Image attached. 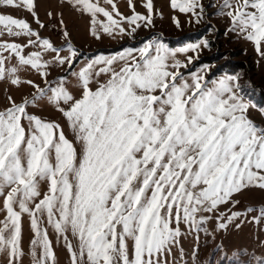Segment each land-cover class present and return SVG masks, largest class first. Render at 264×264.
I'll return each instance as SVG.
<instances>
[{"label":"snow or ice","instance_id":"1","mask_svg":"<svg viewBox=\"0 0 264 264\" xmlns=\"http://www.w3.org/2000/svg\"><path fill=\"white\" fill-rule=\"evenodd\" d=\"M69 3L90 15L97 39L100 31L131 36L142 25L153 24V0H146L147 15L137 13L128 0L131 16H124L114 0H104L110 9L100 0ZM170 3L199 22L200 0ZM0 7L24 8L44 27L35 12L36 0H0ZM98 14L106 21L98 20ZM220 14L230 17L232 30L239 29L264 55V0H223ZM5 33L29 39L25 45L0 42V81L36 89L31 100L21 103L8 96L10 106L0 110V197L6 212L0 221V255L7 264H20L24 254L23 213L31 217L36 237L33 264L55 260L47 230L40 227L44 214L66 242L68 231L77 237V250L67 242L72 264H81L85 256L87 264H167L162 258L178 245L181 223L199 229L211 218L203 214L229 203L239 205L235 197L245 191L264 192V126L249 118L252 105L240 94L238 77L206 80L205 66L189 80L180 71L193 57L184 62L177 54L198 56L200 43L170 49L156 39L139 49L98 56L75 73L82 89L76 99L64 78L45 89L20 75L34 70L47 83L52 63L74 62L78 52L71 44L68 54L61 55L65 49L42 38L27 21L0 14V36ZM29 46L39 50L25 54ZM5 52L14 54L15 65ZM46 53L54 54L52 61L45 59ZM101 75L108 79L93 89L94 77ZM45 96L66 118L79 150L60 124L29 113V106ZM42 181L47 182L46 192ZM255 211L260 213L253 217L256 222L264 219V206L247 209ZM242 215L246 213L217 217L219 228Z\"/></svg>","mask_w":264,"mask_h":264},{"label":"rangeland","instance_id":"2","mask_svg":"<svg viewBox=\"0 0 264 264\" xmlns=\"http://www.w3.org/2000/svg\"><path fill=\"white\" fill-rule=\"evenodd\" d=\"M119 11L124 16H131L132 11L128 0H114ZM135 4V11L142 15H147L144 6L146 0H132ZM203 5V12L199 22L192 13H182L178 9L171 7L170 0H153V24L149 27L143 25L139 27L131 36L116 33L109 35L100 31V38L97 39L91 32V17L88 13L78 10L77 6L69 3V0H36V15L44 27L36 23L32 14L24 8H2L0 14L11 15L14 18L24 19L33 30L40 33V36L49 39L56 47H63L65 51L61 55H67L68 45L71 44L78 52L74 62L69 66L52 63L47 69V83L45 79L34 70L22 71L23 79H31L40 88H47L49 84L53 87L64 78L65 86L72 95L79 99L82 89L75 73L98 56L110 57L126 48L139 49L149 40L159 39L170 49H179L188 44L200 43L201 47L197 54L193 52L178 53L177 59L186 62V56H192V63L187 68H181V73L189 78L192 73L205 68L206 80H215L226 75L238 77L240 94L245 92V100L250 103L249 118L258 125L264 126V55L257 52L253 41L246 38L245 34L240 33L239 29L232 30L233 24L230 17L220 14L223 0H200ZM100 5L110 9V6L100 0ZM199 11V9H197ZM227 11V10H225ZM97 19L106 21L102 14H98ZM179 21V27L176 24ZM61 21L63 23H61ZM142 23V22H141ZM125 28L130 26L125 24ZM99 30V25L97 26ZM69 33L68 37L63 32ZM193 40H186V38ZM29 37H12L5 33L0 36V42L8 41L25 45ZM35 40V37H31ZM183 40L180 43L171 41ZM207 41V46L203 45ZM39 48L29 46L24 49L28 54L38 51ZM264 52V44L261 46ZM5 56H10L9 63L15 65L17 58L8 52ZM52 53H46L45 59L52 61ZM229 68L230 70H226ZM108 76L101 75L94 77L91 87L95 89L98 83H103ZM262 92V94H260ZM36 94V89L24 85L20 88L12 86L7 81H0V110L10 106L7 100L12 96L17 103L23 99L31 100ZM49 93L48 95H50ZM254 97V101L250 100ZM261 96V98H260ZM61 106H64L63 104ZM30 114L37 115L46 121H54L61 125L65 136L71 140L79 150V142L74 139V133L69 126L66 118L58 108L49 102L47 96L36 101L35 105L28 108ZM25 123H27L25 121ZM42 192L47 191V182H41ZM241 203L235 207L231 203L222 205L215 213H205L211 218L197 229L195 226L189 228L187 224L181 223V237L179 243L174 246L171 252L167 253L162 259L167 264H260L264 261V219L256 222L253 217H259V211L248 213V208L259 209L264 206V192L258 189L245 191L235 197ZM31 207V205H30ZM18 210V209H17ZM231 212L246 213L233 220L227 228L220 229L219 216H229ZM6 212L3 210V198L0 197V221L4 220ZM239 225V227H237ZM40 227L47 230L48 239L51 241V248L55 254L54 264H72L71 252L67 242L72 245V250H77L79 241L71 231L66 233L67 242L64 235L57 233L51 224L48 223L47 216L44 214L40 219ZM35 232L31 226V217L27 213L21 216V247L23 256L20 264H33V246ZM131 249V241H129ZM36 253L39 256L41 249L38 247ZM0 264H7L5 255H0ZM81 264H87L85 256Z\"/></svg>","mask_w":264,"mask_h":264},{"label":"trees","instance_id":"3","mask_svg":"<svg viewBox=\"0 0 264 264\" xmlns=\"http://www.w3.org/2000/svg\"><path fill=\"white\" fill-rule=\"evenodd\" d=\"M186 40H193V39H189V37L188 38H186ZM183 40H177V41H171V43H180V42H182ZM226 70L228 71V70H230L229 68H226ZM260 94H262V92L260 93ZM242 95L243 96H245V97H248L247 95H245V92L244 93H242ZM264 95V94H263ZM249 97H250V100H253L254 101V97H252V96H250L249 95ZM260 98H261V96H260ZM264 98V97H263ZM234 264H238L237 262H235Z\"/></svg>","mask_w":264,"mask_h":264}]
</instances>
